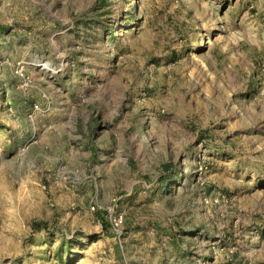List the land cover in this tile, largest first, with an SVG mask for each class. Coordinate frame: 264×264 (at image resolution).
Returning a JSON list of instances; mask_svg holds the SVG:
<instances>
[{"label":"rangeland","instance_id":"rangeland-1","mask_svg":"<svg viewBox=\"0 0 264 264\" xmlns=\"http://www.w3.org/2000/svg\"><path fill=\"white\" fill-rule=\"evenodd\" d=\"M0 264H264V0H0Z\"/></svg>","mask_w":264,"mask_h":264},{"label":"bare ground","instance_id":"bare-ground-1","mask_svg":"<svg viewBox=\"0 0 264 264\" xmlns=\"http://www.w3.org/2000/svg\"><path fill=\"white\" fill-rule=\"evenodd\" d=\"M41 62H42V61H41ZM41 65H43V66H45V67H46V66H48V65H49V63H48V62H42V63H41Z\"/></svg>","mask_w":264,"mask_h":264}]
</instances>
